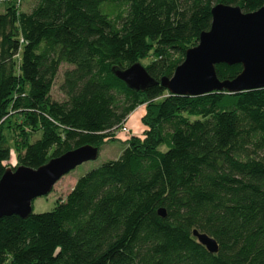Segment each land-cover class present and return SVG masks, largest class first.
Returning <instances> with one entry per match:
<instances>
[{
  "label": "trees",
  "instance_id": "1",
  "mask_svg": "<svg viewBox=\"0 0 264 264\" xmlns=\"http://www.w3.org/2000/svg\"><path fill=\"white\" fill-rule=\"evenodd\" d=\"M31 1L0 9V178L80 147L98 152L129 134L138 108L144 131L51 211L1 218L0 264H264V89L177 96L159 84L209 30L215 5L248 14L264 0ZM148 56L155 84L144 91L114 76ZM240 71L214 66L219 82Z\"/></svg>",
  "mask_w": 264,
  "mask_h": 264
},
{
  "label": "water",
  "instance_id": "2",
  "mask_svg": "<svg viewBox=\"0 0 264 264\" xmlns=\"http://www.w3.org/2000/svg\"><path fill=\"white\" fill-rule=\"evenodd\" d=\"M210 16L209 30L201 33L197 44L185 51L172 76L160 79V86L177 96L264 89V4L248 14L238 7L218 4L211 9ZM218 64H237L241 71L233 80L219 82L214 72ZM112 72L133 91H144L155 84L139 63L123 71L112 68ZM97 155L96 148L84 146L50 159L35 170L24 166L6 168L0 178V219L12 215L26 218L31 213L32 200L46 196L62 176L82 163L95 160ZM158 215L164 216L163 210ZM192 236L208 253H216L213 239L196 231Z\"/></svg>",
  "mask_w": 264,
  "mask_h": 264
},
{
  "label": "rangeland",
  "instance_id": "3",
  "mask_svg": "<svg viewBox=\"0 0 264 264\" xmlns=\"http://www.w3.org/2000/svg\"><path fill=\"white\" fill-rule=\"evenodd\" d=\"M7 2L11 5H15L18 12L28 11L32 5L31 0H0V9L4 8L5 3ZM150 61L151 58L150 56H148L144 60L140 61L139 64L143 67ZM60 72H62V69L60 70ZM58 80L59 78L56 80V83L50 93L51 100H59L61 97L57 91ZM143 114V108H138L127 119L126 129L127 131H129V134L117 133L116 137L105 139L102 146L99 148L98 155L95 160L88 161L76 166L73 170L62 176L46 196L38 197L32 200L31 212L33 214H39L51 211L55 207V204L64 199L65 195L68 193L75 181L80 176H82L87 171L98 167L103 162L117 159L121 151L123 150V142L128 137L132 136L139 138L142 135L144 128L141 125V117L143 116ZM4 133L6 139L8 140L13 137V133L10 129H6ZM19 134L22 135L21 132H19ZM20 140L21 139L19 138L18 141ZM7 143L9 150L8 166L14 167L17 157L16 152L12 146V142L9 140L7 141Z\"/></svg>",
  "mask_w": 264,
  "mask_h": 264
},
{
  "label": "built area",
  "instance_id": "4",
  "mask_svg": "<svg viewBox=\"0 0 264 264\" xmlns=\"http://www.w3.org/2000/svg\"><path fill=\"white\" fill-rule=\"evenodd\" d=\"M121 131H122V132H126V129H122Z\"/></svg>",
  "mask_w": 264,
  "mask_h": 264
}]
</instances>
